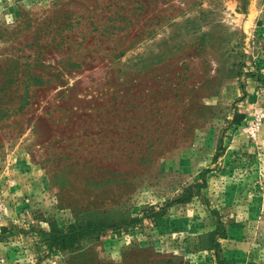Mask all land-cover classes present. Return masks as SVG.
Segmentation results:
<instances>
[{
    "label": "rangeland",
    "instance_id": "374dc122",
    "mask_svg": "<svg viewBox=\"0 0 264 264\" xmlns=\"http://www.w3.org/2000/svg\"><path fill=\"white\" fill-rule=\"evenodd\" d=\"M219 260L264 264V0H0V264Z\"/></svg>",
    "mask_w": 264,
    "mask_h": 264
},
{
    "label": "trees",
    "instance_id": "16d2710c",
    "mask_svg": "<svg viewBox=\"0 0 264 264\" xmlns=\"http://www.w3.org/2000/svg\"><path fill=\"white\" fill-rule=\"evenodd\" d=\"M48 229H41L44 242L49 248L53 246L67 248L74 246L80 239L86 237L91 232L105 226L104 221H93L76 218L73 223L59 225L54 220L48 221ZM5 227H1L4 230ZM217 264H228L226 261H217Z\"/></svg>",
    "mask_w": 264,
    "mask_h": 264
},
{
    "label": "clouds",
    "instance_id": "9594fccd",
    "mask_svg": "<svg viewBox=\"0 0 264 264\" xmlns=\"http://www.w3.org/2000/svg\"><path fill=\"white\" fill-rule=\"evenodd\" d=\"M7 20H8L9 23H11L12 22V17L11 16L7 17Z\"/></svg>",
    "mask_w": 264,
    "mask_h": 264
}]
</instances>
